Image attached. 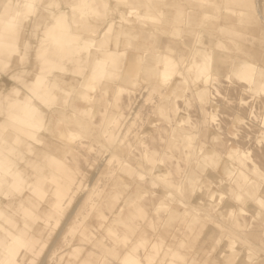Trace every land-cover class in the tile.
I'll use <instances>...</instances> for the list:
<instances>
[{"label":"bare ground","instance_id":"1","mask_svg":"<svg viewBox=\"0 0 264 264\" xmlns=\"http://www.w3.org/2000/svg\"><path fill=\"white\" fill-rule=\"evenodd\" d=\"M73 1L76 2V5L72 4V0L62 3L60 7L57 5V11L51 10V7L48 9V7L45 6V8L36 15L37 17L34 15L35 18L29 20V15L33 13L34 7L28 8L26 5H33V0H28L25 3H22V0H0V35H3L9 26L14 27L15 33L11 41L0 40V63H3L5 66L9 64L4 56H8V53L12 54L16 48L22 47L19 43L25 47L31 46L34 48L37 60L39 61L37 63L39 64L37 70L34 71L35 73L32 75L33 77L29 79L30 81H27L29 83H21V87L8 89V80L19 82L21 80L20 74L14 73L8 78L4 77V79L0 80V264L24 263L25 253L23 249L27 247L28 238L37 235L42 229L47 234H51L53 227L49 225V218L52 217L54 213L60 212L64 207L66 209L68 205H72L73 207L70 209L72 210L71 214L74 216L73 220H75L77 216L86 217L90 215L92 219L97 222L99 227L101 226V228H104L101 229L102 233L108 236V240L110 239L113 242V246L120 245V249L127 254V250L132 249V245L123 242L124 239L127 240L130 238V236L128 234H126L128 235L126 236L125 233H133L134 230L138 232V236L147 233V229L145 228L148 226L138 222L145 215V211L142 208L143 205L140 202V200L145 197L140 195L143 190L149 188L153 194L155 192L157 179H159L163 182V187H166L165 189L168 187L172 189V191L173 189L177 191L179 187L190 180V178L194 179L198 177V173L195 171L196 169L205 174V178L202 177V182L200 183L201 186L205 184L204 189L208 191L205 192L207 193V196L205 195V204L207 203V205H210L214 203L217 193H221L222 195L223 192L219 190L220 187H225L230 191L229 197L224 198L225 200L222 199L221 195L220 198L222 202L224 201V203H226L225 207L228 208L224 216H226L227 219H231L230 221H232L234 225L241 224L239 221L243 223V220L241 221L240 218L244 214L247 215L248 212L246 213V208L243 209V207H238L237 212L233 211L229 202L232 201V199H239L238 201L241 203L244 201V198L245 202L252 200L251 203L257 206V210H264L260 205V201L264 199V189H262L264 187V179H262L260 175V166L254 163H252L253 166L247 164H245L244 167L237 166L236 171L230 174L225 171L222 161L217 162L214 168H199L200 164L208 165L210 163L206 158L213 155L211 151L200 157V164H198V167L196 164L198 156L190 160L188 156H185V150L191 147L190 143L186 142V138L192 139V137H187L184 132L185 127L183 123L188 122V120L172 117L170 118L171 120L164 122V124H157L156 120H149L147 123H149L150 126H147V123L144 121L145 124H143L141 128H131L134 121L133 116H135V113L139 114L141 111V108H136L137 110L132 109V104L134 105L133 101L141 97L137 98L136 96V98L133 99L135 93L137 95L136 90L141 87L140 84L145 85L148 84L145 82L150 81L160 90L161 99L156 109L161 112L165 109V106L174 103V95L180 89L184 79H191L192 81L198 82V85L195 86V92L199 97H201V93L204 91L203 87L200 86H206L205 82L212 79L214 71L211 65L215 59H218V56L214 57L206 48L207 37L202 36L200 45H198L195 38L188 35V31L192 30L188 26L195 23L190 22V13L186 12L182 14L179 22L183 24L184 33L180 32L178 35V32L171 27H160V25H157L156 28L152 30L156 20L159 19L163 13L175 9L176 0H143L142 4H136L128 9H121L115 5L112 6L109 0ZM117 1L121 4H125V0ZM49 5L53 4L50 2L47 6ZM184 8L187 7L184 6ZM198 8L209 9L211 7L198 6ZM224 17L231 19L233 13H231L229 17ZM229 23L231 22H228V24ZM225 24H219L218 29L221 30L222 28L220 25H222L227 32H234L235 27ZM157 32L165 33L168 37H157ZM129 38L133 40V43L130 44V49L127 50L126 47L123 46V40ZM186 41H191L189 49L191 52H188L187 56L182 59L185 67L180 76L169 78L168 75H171L176 69L174 67L175 61L180 58V50L177 49V47H184ZM175 48L176 51L173 52ZM114 56L123 57L122 64L118 68V70H121L122 76L120 77V81L116 83L105 82L103 85L101 79H107L109 76L107 70L108 64L113 63V66H115L117 63V61L113 59ZM64 59L70 61V70L73 74H78L86 65H88L89 68L88 74L81 80H76L73 76L63 78L58 75L56 79L54 75L49 78L53 70L63 69L60 62ZM257 67L258 68H255L253 64L245 61H240L237 66H234L231 72L232 76L239 82H245H243V86L240 85L241 91L248 89V83L246 81H248L253 74L256 75L257 72V77L255 79L257 81V87H259L262 74H264V64L262 67L261 65ZM131 77L137 79L136 87L138 86V89L136 88V92H133L134 94L121 84V80H131ZM144 85L142 87H144ZM141 88L140 90H142ZM111 89L115 94L114 96H116L114 101L117 100L118 102L120 100V103H116L117 107H119V115L112 118V128L108 129V131H101V135L105 136L107 141H110V147L104 143L110 151L107 152L111 153L112 158L118 157V168L124 173L126 172L127 178H125V175L122 176L116 172L115 174H111L109 173L111 170H109L108 174L106 172L105 175L108 177L110 174V177H108L110 180L108 181L110 189H108L109 191L106 192V194L102 195L99 190L92 191L89 189L91 193L88 192L89 194L85 196L82 195V197L74 198V193H77V191L74 192L75 189L73 186L78 183L79 177L77 173L81 169L80 165L78 166V170L77 165H79V163L77 161L78 158L80 159L79 161L83 159L79 157L81 155L79 154V149L84 150L86 148V144L84 146V142L79 140L81 135L77 133L76 128L86 126L89 122L86 120L85 123L82 119L86 118L88 114L91 116L95 114L97 109L96 105L93 104V108L90 107V105L94 98L98 96L97 92L111 91ZM69 91L74 92L72 97H70ZM121 96L124 97V100L123 98L119 99ZM109 98L112 99L110 96ZM204 100L203 104H207L208 101L204 102ZM186 101L187 100H184V102ZM97 104H100V102ZM135 104L137 106V101ZM261 104L262 108H264V102ZM49 106L53 107L49 108ZM187 106L184 108H187ZM169 107L173 110L174 115L178 108L179 112H184L182 109L183 107L181 108L183 111H181L180 107L176 104L169 105ZM105 109L101 108L103 111ZM148 109L149 108H147V111ZM147 111L146 115L149 116L150 114L148 115ZM252 115V112L249 111L248 116L252 118ZM103 116L105 118V115ZM260 120V123L264 124V118ZM160 122L163 121L160 120ZM160 122L158 121V123ZM262 124H258L259 126L257 129L251 125L250 128L253 129L254 133L260 134L258 130L261 129ZM150 130L151 132H149ZM41 131H44L43 135ZM121 131L123 132V136ZM154 131L155 134H153ZM250 133L252 132L250 131ZM47 134L54 139L48 141L44 140V146H41L43 145L42 137L45 135L48 136ZM119 134L121 135L118 139L117 137ZM260 135H262V133ZM117 139L118 142H116ZM39 143L41 144L39 145ZM213 148L215 151H218L214 144ZM101 149L103 152L104 149ZM109 153L106 154L109 155ZM98 156L99 155H97L96 158ZM38 157H44L49 166L45 168L43 164H37ZM188 160L193 162L190 164L191 168H188L185 176L182 178L181 176L176 178L174 176L172 177V172L177 171L181 163L186 164ZM68 162L73 164V166ZM82 162L85 164V161ZM25 165H27V167H32V172L29 174L30 180L28 181H24L25 179L21 174V171H24ZM263 166L264 165H262V167ZM24 172H26V170ZM111 172H113V169ZM194 172L196 173V177H194ZM218 172L221 174L223 173V176H218ZM80 174L82 175L83 173ZM80 174L79 176H81ZM206 178L210 179L212 182L209 181L206 183ZM115 179L124 181V184L121 185L125 188V193L122 194L116 191L118 184L114 182ZM32 182L34 183L30 187ZM26 187L29 194L23 192V189L25 190ZM49 188L51 199H44L45 192ZM119 189L123 190V188ZM236 189L237 193H235ZM169 193H171V190ZM233 195L236 197H233ZM92 196H94V198L96 196V200L93 199ZM153 196L157 197L161 195L156 193ZM164 197L168 196L165 195ZM175 206L179 207L178 205H174L173 208H175ZM213 206V208L209 210L213 213L215 211L218 212L220 208L216 204ZM256 212L260 213L259 211ZM71 214L69 215L71 216ZM218 214L220 213L218 212ZM221 215L223 216L222 213ZM70 216H66V219L68 220ZM174 217L175 213L172 211L166 214L163 222H170ZM212 218L213 217H211V220ZM82 219L85 220L84 218H81V220ZM79 223H81V221ZM146 223L150 224V221H146ZM79 225L77 224V226ZM183 225L184 224H182V226ZM138 226H141L139 231ZM99 227L98 230L100 229ZM206 227L208 229V226ZM123 228L125 230H123ZM208 231L210 232V230ZM81 232L83 231L81 230ZM232 232H234V230ZM189 235H191V233ZM229 235L231 234L229 233ZM183 237H185V235ZM190 237L188 236L189 239ZM202 237H204V235ZM232 237L234 238V235ZM84 238L88 240L92 237L89 238L86 236ZM118 238L121 239L119 241L122 243L118 242ZM245 240L247 241L246 238ZM81 241L83 242L84 240ZM159 244L160 243L151 245L149 248L150 251L146 248V254L143 256H145V260L148 264L151 262V256L160 251H158L157 248H161L162 242L160 246ZM193 244L195 245L196 243ZM215 244L217 245V243ZM220 244L221 243H219V245ZM92 246L107 249L106 245L89 241L88 247ZM136 246L137 245H134V247ZM223 247L225 249H232L234 247V242L228 240ZM243 247L245 246L243 245ZM151 249L155 251L154 254L151 252ZM166 256V252H162L160 260L163 261ZM138 260V255L134 253L128 256L126 255L125 257V262L128 264H132V262L139 264ZM83 263L85 264V262Z\"/></svg>","mask_w":264,"mask_h":264},{"label":"rangeland","instance_id":"2","mask_svg":"<svg viewBox=\"0 0 264 264\" xmlns=\"http://www.w3.org/2000/svg\"><path fill=\"white\" fill-rule=\"evenodd\" d=\"M26 1L28 0H22V3H25ZM67 1L69 0H33L34 10L33 13H30L29 20L34 19L35 16L45 8V6L48 7V9L51 7V10L57 11V5L58 7H60L62 3ZM50 2L53 5L47 6ZM142 2L143 0H125V4H121L117 0H109V3H111L112 6L115 5L121 9H128L136 4H142ZM72 4L76 5V2L72 0ZM184 6H186L187 8H184ZM198 6H209L211 8H198ZM186 12L190 13V22H195L191 26H188L192 29L188 31V35L194 37L198 45H200L202 36L207 37L208 39L206 40V48L214 57L218 56V59H215V61L211 65V68L214 71L212 75L213 77L211 80L205 82L206 86H200L203 87L204 90L201 93V97H199L195 92V86L198 85V82L192 81L191 79H184L180 89L174 95V103L165 106V109L161 112L156 109L159 100L161 99L160 90L157 89L156 86H154L155 84H152L153 82H145L148 84H143L144 87H142L143 85L140 84L142 88L139 87L138 89V86L136 87V78L131 77V80H121L122 86H125V88L132 93L136 90V88L138 89L136 90L137 95L135 93V97H133V99L136 98V96L137 98L141 96L138 100L135 99L137 101L138 107L135 104V100L133 101L134 105L132 104V109L137 110L136 108H141V111L139 112V114L135 113V116H133L134 121L131 125V128H141L143 124L147 123L149 120H156L157 124H164V122L171 120L170 118L172 117H175L176 119L188 120V122L183 123L185 127L184 132L186 133L187 137H192V139L190 140L186 138V142L190 143L191 147L188 150H185V156H188L189 160L198 156L196 162L197 167L198 164H200V157H202L203 154L209 153L211 151L213 155L209 158H206V160L210 161V163L208 165L200 164V169H203L204 167L214 168L217 162L222 161L225 171L230 174L236 171L237 166L244 167L245 164L253 166L252 163L260 166L261 170L262 168H264V166L262 167V165H264V151H262L261 145L258 143V140L261 137L260 134H264V124L260 123V119L264 118V116L261 115V103L264 101H262L260 96L258 95L255 97V99H253V94H250L248 92V89H246L245 91H241L240 85L243 86L245 82L237 81L232 76L231 72L234 69V66H237L240 61L249 62L253 64L255 68H258V65H261L262 67V65L264 64V0H176L175 9L170 12L163 13L162 16L156 20V23L154 24V27H152V30H154L157 25H160V27L163 26L174 28L178 32V35L180 32L184 33L183 24L180 23L179 20H181L182 14ZM231 13H233V17L231 19H227L224 17H229ZM227 21L231 23L228 24ZM223 23L228 24V26L235 27L234 32H227L226 29L222 27V25H220L222 29L219 30V24ZM156 35L157 37H168L167 34L162 32H157ZM190 42L186 41V45L184 47H177V49L180 50V58L175 61L174 67L176 69L171 75H168L169 78L181 75L182 70L185 67L182 59L187 56L188 52H191V50H189ZM131 43H133V40L131 38L123 40V46L126 47L127 50L130 49L129 46ZM19 44L22 47H18L12 54L8 53V56H4L6 57L5 59L9 62V64L5 66L3 63H0V80L4 79V77L8 78L14 73L20 74L19 76L21 80L19 82L15 80H11V82L9 81L10 79L8 80V89L21 87V83H29L27 81L33 77L32 75H34V71L37 70V67L39 65L37 64L39 61L37 60L35 49L31 46L25 47L21 45V43ZM174 51H176V48L173 49V52ZM113 59L116 60L117 63L115 64V66H113V63L108 64L107 70L109 72V76L107 79H101V83H103V85L105 82L116 83L117 81H120V77L122 76V72H120L121 70H118V68L122 64L123 57L114 56ZM67 60L68 59L62 60L60 63L62 64L63 69L53 70L50 73L51 75H49V78L54 75V78L56 79V76L58 75L62 76L63 78L73 76L74 78H76V80H81L85 75L88 74V65H86V67H84L82 71L78 72V74H73V72L70 70V61ZM257 73L255 75V78L257 77ZM183 77L185 78L184 75ZM140 88L142 90H140ZM69 92L70 97H72L74 92ZM97 93L98 96L94 98L93 102L91 103L92 106L90 105V107L92 108L94 105H96L97 109L95 111V114L93 116L88 114L86 118L82 119V121L85 123L86 120L89 122L88 124H86V126L76 128L77 133L82 136H80L79 140H82L81 142H84V146L86 144L87 149H79V154H81L79 157L83 159L79 161L80 159L78 158L77 162L79 163V165H77V167L81 165L80 170L82 172L78 167V170L80 172L78 171L77 176L81 179L78 178V183H76L75 185L76 188L75 186H73V188L75 189L74 192L77 191V193H74V198L89 194V189L92 191L99 190L100 194L102 195L106 194V192L109 191L108 189H110L108 183V181H110L108 178L110 177V174L108 175V177L105 176L106 172L108 174L109 170L112 171L113 169V172H109L111 174H115L116 172L121 174L122 176H126V172L124 173L121 169L118 168V157L116 156L112 158L111 153H109V149H107V146L110 147V141H107L105 136L101 135V131H108V129L112 128V118L119 115V107H117L116 103H120V100L118 102L117 100L114 101L116 96H114L115 94L112 89L111 91H102L101 93L100 91H98ZM107 93H109L110 95ZM109 96L112 97V99L109 98ZM108 98L110 99V101ZM121 98H123L124 100V97L121 96L119 99ZM184 100L187 101L184 102ZM203 100L204 102L208 101V103L203 104ZM242 100H244L243 104L241 103ZM99 102L100 104H97ZM173 104H176L178 107H180V110L183 107L182 109L184 110V112H179L178 108V110H176V114L174 115L173 110H171L169 107V105L171 106ZM186 106L187 108H184ZM51 107L53 106H49V108ZM100 107L102 109L106 108L104 110L106 112L101 110ZM147 108H149L148 111ZM146 111L148 112V115L150 114L149 116L146 115ZM249 111H251L253 114L252 118L248 116ZM103 115H105V118ZM94 117L98 121L95 120ZM160 120L163 122H160ZM158 121L160 123H158ZM240 121L244 122L240 123ZM258 124H262L261 129L258 130L260 134L254 133L253 129L250 128L251 125L252 127L257 129V127L259 126ZM147 126H150L149 123H147ZM250 131L252 133H250ZM41 132V134L43 135L44 131ZM149 132H151V130ZM153 134H155V131ZM47 135L49 137L46 135L42 137L43 145L41 146H44V140L48 141L50 139H54L49 134ZM120 135L121 134L118 135V139L120 138ZM118 139L116 142H118ZM104 143H106L107 146ZM40 144L41 143H39V145ZM213 144L216 145V149L218 151H215V149L213 148ZM101 148L104 149V154L109 153V155H104ZM57 155L59 156L58 152ZM97 155L99 156L96 158ZM189 160L186 164L184 162V164L181 163L180 168H178L177 171L172 172V177H184L188 171V168H191L190 164L193 162ZM82 161H85V164ZM39 163L43 164L45 168L49 166L44 157H38L37 164ZM68 163L73 166V164H71L70 162ZM23 170H26V172L21 171V174L25 179L24 181L30 180L29 174L32 172V167H27V165H25ZM195 171H197L198 177L194 179L190 178V180L183 183L177 191L174 189L172 191V189H169L168 187L167 189H165L166 187H163V182L159 179H157V182L155 181V192L153 194L151 192V189L149 188H145L143 190L140 195H143L145 197H143L140 202L143 205L142 208L145 211V215L138 222H141L142 224L148 226L145 228L147 229V233L141 236L137 235L138 232H136V230H134L133 233H125V235L128 234L130 238L127 240L124 239L123 242L125 244L132 245V249L127 250V254L120 249V245L113 246V242L110 239L108 240V236L102 233L101 229L104 228H101V226L99 227L97 222L94 221L90 215L86 217L77 216L78 219L76 218L75 220H73L74 216L73 214H71L72 210H70L73 207L72 205H68L66 206V209L64 207L60 212L54 213L52 217L49 218V225L53 227H51V234H47L42 229V231H40L37 235L28 238L27 247L23 249V252L25 253V262L22 264H84L83 262L87 264L89 261L90 262L88 264H100L103 261H114L115 264H126L125 257L126 255L128 256L131 253L138 255L139 264H148L145 260V256H143L144 254H146V248L148 251H150L149 248L151 247V245L158 243L161 244V242V248H157L158 251L160 250L158 252L159 254H154L155 251H152L151 249V252L154 255L151 256V262L149 264H260V261L264 260V240H262L261 238L262 236H264V210H257V206L251 203L252 200L249 202H245V198L242 203L238 201L239 199H232V201H229L230 207L233 211L237 212L238 207H243V209L246 208V213L248 212L247 215L244 214L240 218L241 221L243 220V223L239 221V223H241L239 224L241 226L240 230L239 225L235 224V226L233 222L230 221L231 219H227V217L224 216L226 215L225 213L226 210L228 211V208L225 207L226 203H224V201L222 202V199L229 197L230 191H228V189L225 187H220L219 190H221L223 193L222 195L221 193L216 194V203L214 202L210 205H207V203L205 204L207 196V193L205 192L208 191L204 189L205 184H202V186L200 184L202 182V177L205 178V174L199 172L198 169H196ZM80 173L83 174L81 175ZM26 174H28L29 176ZM79 174L81 176H79ZM217 175L223 176V173L221 174L218 172ZM194 177H196L195 172ZM125 178H127V176ZM205 181L206 183L209 181L212 182L208 178H206ZM114 182H117L116 184H118L116 191L122 194L125 193V188L121 185L124 184V181L115 179ZM33 183L34 182L30 184V187L33 185ZM103 184L106 186H104ZM50 188L46 190L44 199H51L49 195ZM119 188H123V190ZM262 189H264V187ZM27 190L28 189L26 187L25 190L23 189V192L28 193L29 191ZM170 190L172 194L169 193ZM156 193L161 196H153ZM235 193H237V189ZM165 195H167L168 197H164ZM220 195L222 196V199L220 198ZM233 197L236 196L233 195ZM92 198L96 200L97 197L95 196L94 198V196H92ZM173 203L174 205H178L182 208L176 206V209L173 208ZM215 204L220 208L218 210L220 214H218V212L216 211L213 213L209 210L210 208H213V205ZM172 211L175 213L176 218L174 217L175 219L173 218L170 222H163L166 214ZM204 211L207 213H205ZM256 211H259L260 213ZM68 213L71 214V216ZM221 213L223 214V216L221 215ZM66 216H70V218L68 217L69 219L67 220ZM211 217L214 218H212L213 221L217 219L214 221V224L211 220ZM81 218H84L85 220H81ZM80 221L81 223H79ZM146 221H150V224H147ZM181 223L184 225L182 226ZM216 223L219 224L217 225ZM77 224H80L79 226L81 228L77 226ZM206 226H208V229ZM214 226H216L217 228ZM98 227L100 228L99 230ZM138 227L139 231L141 226ZM84 228H87V231ZM81 230L84 233L81 232ZM123 230L125 229L123 228ZM208 230H210L211 233ZM233 230L234 232H232ZM190 233L193 236L189 235ZM229 233L232 236L234 235V238L229 235ZM182 235H185V237H183ZM203 235L204 237H202ZM86 236H88L89 238L92 237L91 239H88L90 242L106 245L107 249H103V247L98 246L88 247L89 241L85 240L84 238ZM188 236H191L190 239L188 238ZM245 238L247 239V241L245 240ZM81 240L84 241L82 242ZM119 240H121L120 238H118V242L122 243ZM228 240L234 242V247L232 249H225L223 247L225 242ZM193 243L196 244L194 245ZM215 243H217V245ZM219 243L221 244L219 245ZM134 245L137 246L134 247ZM243 245L246 248L243 247ZM162 252H166L167 254L163 261L160 260ZM243 257L247 259H244Z\"/></svg>","mask_w":264,"mask_h":264},{"label":"snow or ice","instance_id":"3","mask_svg":"<svg viewBox=\"0 0 264 264\" xmlns=\"http://www.w3.org/2000/svg\"><path fill=\"white\" fill-rule=\"evenodd\" d=\"M28 8H33L34 5L28 4L26 5ZM14 27L9 26L5 33L3 35H0V40H7L11 41L14 38ZM248 83V92L250 94H253V99L258 95L260 96L261 100L264 101V74H262L261 80L259 82V87H257V81L255 79V75L253 74L252 77L246 81ZM241 103H244V100L241 101ZM261 115L264 116V108L261 109ZM244 121H240V123H243ZM258 143L261 145L262 151H264V134L261 135V137L258 140ZM261 178L264 179V168L260 170ZM260 205L262 208H264V199L260 201ZM262 240H264V236H262ZM102 264H115L114 261H103ZM127 264V262H126ZM132 264H135V262H132ZM260 264H264V260L260 261Z\"/></svg>","mask_w":264,"mask_h":264}]
</instances>
